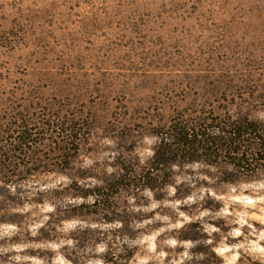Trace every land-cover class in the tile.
<instances>
[{"label":"clouds","instance_id":"9594fccd","mask_svg":"<svg viewBox=\"0 0 264 264\" xmlns=\"http://www.w3.org/2000/svg\"><path fill=\"white\" fill-rule=\"evenodd\" d=\"M172 7L156 20L175 27L170 36L190 51L218 24L231 28L239 50L209 73L231 77L226 98L193 88L167 99L163 90L133 85L121 110L120 90L109 88L108 106L67 164L29 153L26 163L0 171V264H264V0H0V32L10 41L0 45V98L26 103L42 84L34 102L62 99L54 85L61 63L68 92L80 96L81 83L95 82L96 54L125 28L128 10ZM78 56L88 58L82 67L73 64ZM201 106L204 115L244 121L258 134L246 132L211 157L203 148L186 154L170 131L172 118L187 108L183 118L195 122ZM125 127L132 132L121 135ZM208 132L228 139L220 127ZM165 145L174 152L157 163Z\"/></svg>","mask_w":264,"mask_h":264},{"label":"rangeland","instance_id":"374dc122","mask_svg":"<svg viewBox=\"0 0 264 264\" xmlns=\"http://www.w3.org/2000/svg\"><path fill=\"white\" fill-rule=\"evenodd\" d=\"M120 2L137 3L138 0ZM152 2L163 5L164 0ZM167 2L177 5L180 0ZM192 10L193 12L196 10L195 5ZM175 11V7L162 10L154 8L151 12L134 15L133 10H128L127 19L123 21L125 28L121 29L119 34H114V38L106 45V51L96 54V63L99 66L95 69V82L91 85L81 83L80 96H72L68 92L71 83L62 76L66 68L61 63L54 85L61 93L62 99L52 96L46 104L34 102L32 98L41 95L42 84L32 89L26 103L12 97H8L7 100L0 98V171H11L16 160L26 163L24 158L29 153L33 159H37L39 154L43 153L44 158L50 163L62 160L67 164L78 147L77 139L81 134H86V129L96 121L98 113L108 106L109 100L105 91L112 87L120 90L115 102L117 108L121 110L127 106V92L133 85L139 92L163 90L167 99H172V96L168 95L169 92H176L177 95L183 92L187 95L193 88L204 90L205 95L210 93L216 99L226 98V90L233 87L231 77L225 73L212 78L209 73L213 67L220 69L221 65L227 64L228 57L239 50V45L231 39V28L222 23L218 24L213 30L214 34L207 41L192 44L190 51L184 42L174 41L170 36V33L176 30L175 27L172 29L166 20L162 21V25L156 20L165 13L172 15ZM116 27L119 28L120 25L116 24ZM6 43L10 41L0 32V45ZM87 60L86 56H78L73 64L82 67ZM43 79L41 76V80ZM193 96L189 107L195 112L196 94L193 93ZM74 102L76 107L71 106ZM139 111L140 109H137V112ZM186 111L187 108L172 118L171 128L172 130L180 126L185 130L190 127L193 129V136L189 139L197 143L201 140L193 150H183L186 154L195 155L197 149L203 148L211 157L218 149L231 147L246 132L258 134L255 125L244 121L232 122L230 119H221L211 111L204 115L205 109L202 106L200 107L202 115L195 118V122L192 117L183 118ZM124 114L127 115V112ZM156 114L159 115V112ZM112 127L110 123L109 129ZM213 127H220L222 131L227 132L228 139L210 135L208 129ZM235 128L241 133L232 134ZM131 132L132 129L125 127L121 135ZM235 137L237 139H233ZM261 158L264 159V154ZM242 164L248 166L247 161H242ZM128 179L125 177L113 183L110 186L111 190L114 191L116 184L124 183ZM145 179L149 183L154 182L151 176H146ZM104 195L106 205L108 193Z\"/></svg>","mask_w":264,"mask_h":264},{"label":"trees","instance_id":"16d2710c","mask_svg":"<svg viewBox=\"0 0 264 264\" xmlns=\"http://www.w3.org/2000/svg\"><path fill=\"white\" fill-rule=\"evenodd\" d=\"M192 130L193 129H191L190 127H187L184 130L180 126H176L174 129L170 130L171 133L176 137L177 144L182 145V150H184V151L193 150L195 148L194 146L197 145L199 142H201V140H199L197 143V141H195L193 139H189L190 137L193 136ZM231 133L235 135L236 133L239 134L241 132L239 129L235 128ZM203 135H205V133H203ZM233 139H237V137H235ZM209 142H211V141H209ZM173 152H174V150L172 149L171 146H168V145L163 146L160 149V151L158 152L157 163L167 161L169 159V155Z\"/></svg>","mask_w":264,"mask_h":264}]
</instances>
